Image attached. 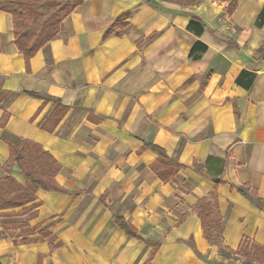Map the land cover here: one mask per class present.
<instances>
[{
    "label": "crops",
    "instance_id": "1",
    "mask_svg": "<svg viewBox=\"0 0 264 264\" xmlns=\"http://www.w3.org/2000/svg\"><path fill=\"white\" fill-rule=\"evenodd\" d=\"M263 6L239 0L228 15L218 0L183 13L142 0H84L28 68L12 16L0 10V91L8 93L0 117L9 114L0 126V178L7 175L5 140L29 139L57 160L56 181L69 191L38 189L41 205L28 221L48 227L60 245L49 253L46 241L14 244L0 227V264H37L38 255L40 264H143L149 244L160 240L152 264H255L238 254L220 257L192 208L214 189L223 244L235 250L247 238L264 245V202L257 206L237 190L264 200V22L256 23ZM126 11V26L104 38ZM191 14L208 27L200 36L186 29ZM197 39L207 50L192 60ZM243 69L254 73L249 88L235 82ZM56 100L67 110L52 130L42 128L52 126ZM144 143L181 165L173 180L155 174L157 154ZM11 175L25 180L16 166ZM114 214L147 244L118 228Z\"/></svg>",
    "mask_w": 264,
    "mask_h": 264
},
{
    "label": "trees",
    "instance_id": "2",
    "mask_svg": "<svg viewBox=\"0 0 264 264\" xmlns=\"http://www.w3.org/2000/svg\"><path fill=\"white\" fill-rule=\"evenodd\" d=\"M84 0H0V10L9 13L12 16L13 23V41L16 44L19 52L23 55L26 68L29 65V59L32 57L44 44L54 38L63 19L71 13L74 8L81 4ZM148 4H154L156 0H142ZM188 5L195 4L198 0H171ZM227 2L225 13L230 15L239 0H221ZM128 12H123L116 17L110 27L104 32L103 37L110 35L119 25L124 27L126 24L121 23L125 19ZM264 22V6L257 17V24ZM207 25L202 19L191 14L186 24V29L196 36H200L207 29ZM118 31L117 34H121ZM214 36L228 42L230 46L237 47L227 36L212 31ZM207 50V45L196 40L190 50L188 57L192 60L200 58L201 54ZM254 73L251 70L243 69L236 77V84L249 88L253 82ZM7 92L0 91V102L5 98ZM30 95L37 96L35 93ZM53 111L49 116L56 111L55 119L52 126L40 124L42 128L52 130L60 120L61 116L67 110V107L61 105L58 100L55 101ZM55 115V114H54ZM9 114L3 112L0 117V126L3 127L8 119ZM48 119V117H47ZM46 119V120H47ZM5 143L8 146V158L1 168L7 173L6 176L0 178V210H9L21 208L17 211L0 212V227L6 234L13 238L14 244H25L29 242L46 241L49 246V253L60 245V242H55L56 237L51 233L48 227L40 228V224L30 226L28 221L37 216L36 208L41 205V201L37 200L36 191L43 189L45 191H54L60 193L69 192L64 187L60 186L56 181V174L60 170V164L57 160L40 144L29 139H21L19 142L6 139ZM142 148H150L157 154V158L151 163V168L155 174L162 180H173V175L181 167L178 163L172 161L165 153L164 149L152 143H144ZM16 166L24 182L21 183L11 175L12 167ZM238 192L256 201L258 206H262L264 200L257 196L254 190L245 191L242 186L237 187ZM192 211L195 212L200 219L204 236L210 242L215 243L219 248L227 249L232 254H238L246 257L248 261L255 264H264V246L257 242L250 241L247 238H242L237 249L232 250L225 246L222 241L223 223L219 212V204L215 190H211L205 197H201L193 206ZM12 216H24L22 221L7 222L2 218ZM113 220L118 228L123 230L129 237L136 238L147 244V242L139 235L138 230L130 223H127L122 216L113 215ZM183 219H180L177 224H180ZM39 229V230H38ZM37 232V235H34ZM31 235V236H30ZM20 237V239H16ZM161 240L149 245L152 246L146 260L143 264H152V259L158 251ZM42 255H38L40 264Z\"/></svg>",
    "mask_w": 264,
    "mask_h": 264
},
{
    "label": "rangeland",
    "instance_id": "3",
    "mask_svg": "<svg viewBox=\"0 0 264 264\" xmlns=\"http://www.w3.org/2000/svg\"><path fill=\"white\" fill-rule=\"evenodd\" d=\"M157 2H155L153 5L157 6V7H160L161 9H172V10H176L177 12H185L186 10L185 9H190L192 6H194L195 4H197L200 0H198L195 4L193 5H188V4H185V3H178L176 1H171V0H156ZM218 1H221V0H218ZM221 2H225V1H221ZM226 5H227V2H225ZM224 13H225V10H224ZM244 189V188H243ZM252 202L256 204V201L252 200ZM258 206V205H257ZM149 233H151V236L155 235L153 231H146L145 234L146 235H149ZM259 244V243H258ZM261 245V244H260ZM264 246V245H263ZM230 252L227 250V249H224V248H220V257H225L227 255H229ZM245 259L246 262H249L251 263L250 261H248V259L246 257H243ZM215 261V260H213ZM212 260L210 262H213ZM217 262H222L221 260L217 261ZM253 263V262H252Z\"/></svg>",
    "mask_w": 264,
    "mask_h": 264
}]
</instances>
